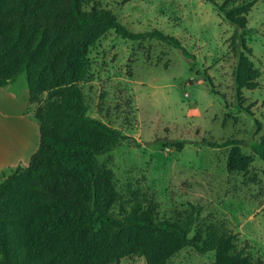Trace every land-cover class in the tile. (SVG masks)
<instances>
[{"label": "rangeland", "instance_id": "obj_1", "mask_svg": "<svg viewBox=\"0 0 264 264\" xmlns=\"http://www.w3.org/2000/svg\"><path fill=\"white\" fill-rule=\"evenodd\" d=\"M247 2L252 7L245 39L261 75L255 88L242 89L246 111L236 105L234 27L220 8ZM83 7L106 8L134 32L158 29L175 36L193 55L186 58L156 39L134 41L108 30L79 60L75 85L87 114L131 137L96 156L118 193L112 211H147L156 220L184 221L189 236L233 234L235 250L264 264V161L253 150L264 133V0H84ZM50 49L40 50L30 72ZM26 79L25 71L16 83L25 85ZM46 101L43 92L27 111L35 116ZM158 139L185 143L180 150L147 144ZM226 139L241 140V152L250 156L243 170H227L229 146L212 148L203 142ZM27 166L5 168L0 181L3 174ZM213 258V251L183 247L163 264H213ZM109 264L148 263L133 253Z\"/></svg>", "mask_w": 264, "mask_h": 264}, {"label": "trees", "instance_id": "obj_2", "mask_svg": "<svg viewBox=\"0 0 264 264\" xmlns=\"http://www.w3.org/2000/svg\"><path fill=\"white\" fill-rule=\"evenodd\" d=\"M0 0V86L27 72L29 103L47 92L34 118L39 145L26 168L16 167L0 181V264H109L138 253L148 264H163L183 247L214 252L213 264H263L235 250L233 234L197 232L189 224L156 220L147 211L115 214L118 193L111 174L96 156L131 137L87 114L75 81L79 60L94 38L113 30L122 38L156 39L193 59L175 36L153 29L134 32L106 8L86 10L84 0ZM252 2L220 13L233 27L230 45L236 57L232 71L237 107L242 89L257 86L261 75L249 56L247 15ZM44 47H50L33 72L30 67ZM246 111L247 108H244ZM212 148L230 147L227 170H243L250 156L241 140L203 141ZM185 141L158 139L147 144L180 150ZM264 161V133L253 147ZM43 259V260H42Z\"/></svg>", "mask_w": 264, "mask_h": 264}, {"label": "crops", "instance_id": "obj_3", "mask_svg": "<svg viewBox=\"0 0 264 264\" xmlns=\"http://www.w3.org/2000/svg\"><path fill=\"white\" fill-rule=\"evenodd\" d=\"M28 98L27 83L19 84L15 80L0 86L1 174L5 168L18 163L27 165L32 153L38 148L39 126L34 116L27 111ZM31 140H35V144H32Z\"/></svg>", "mask_w": 264, "mask_h": 264}]
</instances>
